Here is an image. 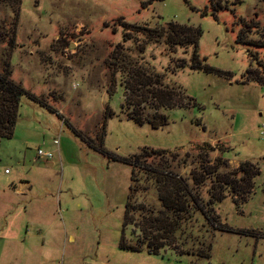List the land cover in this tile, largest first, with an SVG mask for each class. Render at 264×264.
<instances>
[{
    "label": "rangeland",
    "instance_id": "rangeland-1",
    "mask_svg": "<svg viewBox=\"0 0 264 264\" xmlns=\"http://www.w3.org/2000/svg\"><path fill=\"white\" fill-rule=\"evenodd\" d=\"M152 1L0 0V75L27 93L0 138V264H264V0ZM94 146L165 154L132 183ZM157 174L191 203L166 231Z\"/></svg>",
    "mask_w": 264,
    "mask_h": 264
},
{
    "label": "trees",
    "instance_id": "trees-1",
    "mask_svg": "<svg viewBox=\"0 0 264 264\" xmlns=\"http://www.w3.org/2000/svg\"><path fill=\"white\" fill-rule=\"evenodd\" d=\"M157 0H153L151 2V4ZM210 1V0H209ZM217 4H214L213 6H215ZM219 7V5H218ZM172 25V24H170ZM172 27H175V29H178V31H174L173 32V37H175V35L181 36L182 33H184V35H186L187 37V44H191L192 46H194L195 52H194V58H193V63L194 67H197L198 69H208L209 73L211 72V68H209L208 66L203 65L202 62H199L198 59V53H197V39L199 36V32L200 30L194 29V28H190V27H182V26H177L174 25ZM180 31V33H178ZM241 38V36H240ZM243 43V42H241ZM260 82H262L261 80H259ZM259 82V83H260ZM264 83V80L262 82V84ZM24 94H27L20 86L14 84L6 75H0V138H11L13 133H14V128L16 126V122L18 119V115H19V109H20V104H21V98ZM30 96V95H29ZM156 97L159 98V101L163 102V106L164 108H167L168 105H170V101L167 100V97L165 95L164 92H161L160 95L156 94ZM165 102V103H164ZM132 121L135 122L136 124L143 126L145 124H149L151 127H153L154 129H159V128H163L167 125L166 119L164 117H161L160 120H145L142 119L141 117H137L135 115H133ZM104 143V140L101 142V144ZM90 144V143H88ZM93 146V145H91ZM95 149H97V151L103 153L104 155H106L109 159H111L112 161L115 162H122V163H126L128 165H130L131 167H133L132 169V177H131V181L132 183H136L137 180V171L139 172L141 170V168H145V165L142 162L143 158H152V157H158L161 155H164L165 152L161 151V150H152V151H144L143 154L141 155H136L134 156V160L131 159H120L117 158L118 156L114 155V154H109L107 152L104 151V149L102 148V146L96 147L94 146ZM250 164L248 166L247 163H242L240 166V171L241 173H247L250 174ZM145 170V169H143ZM166 174V176L169 175V172H164ZM258 173H260L259 171L256 172L255 174L258 175ZM158 175V174H157ZM172 176H174L171 173ZM159 177V191H160V198L163 202L164 208L169 211L172 212L174 214V220L171 221L169 220V218H165L162 221L159 220L156 222V228L161 227L162 229L165 230V228H167L166 226L169 225L170 227H176L179 225V220L180 219V214L184 213L186 210H188L191 207V203H187V202H182L183 199V187L181 185V182L179 180H177L176 178H168V177H163V180L160 179V177L162 176H157ZM164 181V182H162ZM228 185L229 183L226 182ZM133 186H131V190L133 191ZM243 194H246L243 193ZM132 196L129 195L128 197V201L126 203V208H125V216H124V224H123V235H122V240H123V247L125 248H129L135 252H141L143 249L141 246L139 245H127L124 242V230L126 229V227L129 225V220H130V215L132 213V211L134 210L133 204H132ZM160 225V226H159ZM168 226V227H169ZM160 231V230H159ZM166 231V230H165ZM242 234H248L247 232H241ZM165 235V234H164ZM250 235V234H248ZM167 239L166 236H156V238L154 239L155 241H157V246L156 244H154V247L151 246V244H149L147 247L150 251L151 254L154 255H159L160 249L159 248V244L158 242L161 240H165ZM161 247V246H160ZM188 255V254H186Z\"/></svg>",
    "mask_w": 264,
    "mask_h": 264
},
{
    "label": "built area",
    "instance_id": "built-area-1",
    "mask_svg": "<svg viewBox=\"0 0 264 264\" xmlns=\"http://www.w3.org/2000/svg\"><path fill=\"white\" fill-rule=\"evenodd\" d=\"M38 158L41 160H49L51 158V154H47V153L43 152L42 150H39ZM7 173H8V171H7Z\"/></svg>",
    "mask_w": 264,
    "mask_h": 264
},
{
    "label": "crops",
    "instance_id": "crops-1",
    "mask_svg": "<svg viewBox=\"0 0 264 264\" xmlns=\"http://www.w3.org/2000/svg\"><path fill=\"white\" fill-rule=\"evenodd\" d=\"M50 166H53V165H51V164H49ZM29 184H21V186H20V190H25V187L26 186H28ZM28 191H29V189H28ZM29 193H30V191H29Z\"/></svg>",
    "mask_w": 264,
    "mask_h": 264
}]
</instances>
